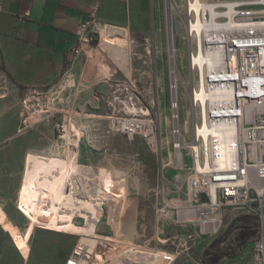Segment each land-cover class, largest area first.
Listing matches in <instances>:
<instances>
[{
  "label": "rangeland",
  "instance_id": "1",
  "mask_svg": "<svg viewBox=\"0 0 264 264\" xmlns=\"http://www.w3.org/2000/svg\"><path fill=\"white\" fill-rule=\"evenodd\" d=\"M160 1L162 24L156 38L135 40L129 36L127 44L105 47L104 36L101 33L94 44H88L92 71L97 74L96 78L101 80L100 82L107 80L113 66L117 65L119 67L112 78L123 79L128 76L136 84L137 92L121 91L122 94L116 104L126 105L127 110L133 112L149 108L152 114L158 116L157 148H152L141 136L130 139L117 132L111 123V115L108 114L98 115L95 121L87 122L85 127L80 124L85 132L84 135L98 137L92 143L87 140L83 146L96 150L109 168L101 166L97 173L91 174L80 160L79 172L72 176L64 193L75 191L80 200L100 202L98 217H93L94 220H100L97 222L99 232L107 234L117 232L126 235L128 241L116 244L109 242L115 249H110L105 263L112 261L116 253L128 254L132 246L129 243H132L136 247L141 245L140 249L146 248L176 256L174 261L162 259L156 264H203L204 250L214 241L222 239L224 233L237 220L234 215L238 210L230 208L227 210L228 214L220 233L216 236H204L200 234L198 224L176 221L178 213L172 208L166 209L160 218L156 212L158 201L179 194L184 195L181 191L175 190L173 184L175 181L186 184L190 163V156L186 150L181 152L182 157H180L172 147L173 122L168 89V65L171 60L170 22L167 0ZM174 1L177 9L175 7L173 24L179 48L175 56L179 57V64L185 73V60L181 55L184 48L180 40L182 8L185 0ZM115 30H118V35L125 34L123 30ZM0 77L6 86L0 89V138L3 140L0 141V264H63L72 247L81 240L82 236L43 228L38 223H34L20 207L21 186L25 158L29 152L62 155L63 151L52 149L53 146L63 145L65 149L71 151L72 147L77 146L78 143L70 141V138L59 137L58 126L64 122V129L67 132L72 120L79 114L74 107L62 111L57 94H51L52 97L57 96L54 103L47 97L34 96L28 90L21 94V87L17 89L2 73ZM60 85L69 87L76 85V82L65 77ZM81 88L83 87H79ZM98 95L100 99H96L97 103L106 106V95L104 93ZM48 108L53 110L47 112ZM181 114L184 122L186 118L184 107ZM70 131L73 135L71 128ZM4 138H8L7 141H4ZM59 138L62 141L60 143L57 141ZM103 170L116 171L113 172V178L106 180L105 174H102ZM121 178H125L126 181H122ZM124 183L126 192L121 188ZM159 189L162 191L157 195ZM76 202L81 204L80 201ZM70 210L71 207L61 209L62 213ZM75 211H77L75 222L85 225L86 218L80 214V211L87 214L91 212L83 205ZM156 231H159L160 240L154 239L150 244L146 243ZM189 233H193L195 239L190 242V246H186L183 240ZM220 243L224 244V241L220 240ZM233 263L264 264V248L259 254L254 244L252 247L247 246L239 262L230 260L227 264ZM110 264L123 263L114 259Z\"/></svg>",
  "mask_w": 264,
  "mask_h": 264
},
{
  "label": "built area",
  "instance_id": "2",
  "mask_svg": "<svg viewBox=\"0 0 264 264\" xmlns=\"http://www.w3.org/2000/svg\"><path fill=\"white\" fill-rule=\"evenodd\" d=\"M98 9L99 4L91 6L90 18L77 27L74 56L82 52L84 44H94L101 36L100 27H111L97 19ZM182 14L185 73L179 57L171 55L168 89L172 147L189 154V175L185 185L179 181L173 184L184 195L158 201L156 212L160 218L172 208L178 213L176 221L198 224L204 236L220 233L230 208L238 210L234 218L256 217L259 238L254 246L260 254L264 248V0H185ZM172 45L175 50V37ZM135 86L125 76L115 81L113 90L137 92ZM27 90L52 103L57 99L44 87L30 85ZM127 109L126 105L112 108L114 129L130 139L141 136L157 148L158 116L149 108L136 112ZM58 127L59 137L64 139V122ZM158 236L156 231L146 243L160 240ZM194 239L193 233L187 234L184 245L190 246ZM129 244L131 251L138 249ZM111 248L100 237L95 242L80 240L63 264H95L98 256L106 261ZM143 253L155 258L152 250ZM127 264L154 263L143 258L128 259Z\"/></svg>",
  "mask_w": 264,
  "mask_h": 264
},
{
  "label": "crops",
  "instance_id": "3",
  "mask_svg": "<svg viewBox=\"0 0 264 264\" xmlns=\"http://www.w3.org/2000/svg\"><path fill=\"white\" fill-rule=\"evenodd\" d=\"M95 4H99L97 19L123 30L128 37L135 40L157 37L162 24L160 0H0V73L15 83L17 89L32 85L48 89L50 95L57 94L61 110L74 107L79 114L74 121L81 122L83 127L98 115H111L112 108L119 107L115 98L122 94L113 90L118 79L112 77L119 66H113L108 75L110 80L100 82L92 71L88 44L82 46L79 55L72 53L76 29L90 18V8ZM26 11L30 14L26 15ZM67 75L76 82L75 87L60 85ZM99 93L106 95V106L97 103ZM97 138V135L77 138L79 144L72 151L63 145L52 149L63 151L62 155L75 154L78 163L82 161L91 174L97 173L101 166L109 168L108 164L96 150L83 146L87 140L92 143ZM57 141L62 142L60 138ZM229 262L224 257L220 264Z\"/></svg>",
  "mask_w": 264,
  "mask_h": 264
},
{
  "label": "bare ground",
  "instance_id": "4",
  "mask_svg": "<svg viewBox=\"0 0 264 264\" xmlns=\"http://www.w3.org/2000/svg\"><path fill=\"white\" fill-rule=\"evenodd\" d=\"M167 5L170 22V24L168 23L170 53L171 55L173 54L172 56H175L177 49L179 52V48L176 47L174 50V45H172L175 37V27L173 20L175 16V7L177 9V6L174 0H167ZM261 24H264V16L261 17ZM115 29L117 28L108 26L99 28L100 32L104 36L105 47H107L106 45L111 46L128 43V35H118V30ZM70 128L74 132L73 135L76 137L75 139H72L73 135H71ZM84 133L85 132L80 124L72 120V123L69 125V129L63 134V136L68 139L70 138V140L77 141V138L81 139L84 136ZM77 143L79 144L78 141ZM176 154H180L179 156L182 157L181 152H177ZM74 156L75 154L73 153H69L68 155H46L29 152L27 158H25L26 162L21 186L20 207L31 217L34 223H38L40 227L60 232L76 233L82 236L81 241L95 242L96 238L98 237L106 239L107 242L113 244H116L117 242L128 241L126 235H122L121 233L118 234L115 232L112 234H107L99 232L97 222L100 220H94L93 217H98L99 208L101 209V206L99 205L100 202L94 203L90 200H80L79 197L76 196L75 191H72L69 194L64 193L72 176L79 172V163ZM115 171L103 170L102 174H105L106 180H110L113 178L112 175ZM121 179L122 181H126L125 178ZM121 188L124 192H126L125 183L121 186ZM76 201H80L81 204L79 205ZM82 205L87 207L91 212L89 215L80 211V214L86 218L85 225L77 224L74 219L76 215L75 213L77 212L75 210L81 208ZM65 207H71V210L62 213L61 209ZM112 248L115 249L114 245H112ZM135 248L138 249L133 250L128 254L117 255L116 253V256L113 257V260H118L123 264H127L128 259L139 260L145 258V260L154 264L160 262L163 258L166 259L167 257L170 258L167 260H176V256L165 252H155V258L152 260L143 253L146 248L140 249V247L136 246ZM113 260L105 263V261L101 260V258L98 256L95 264H110L113 262Z\"/></svg>",
  "mask_w": 264,
  "mask_h": 264
},
{
  "label": "trees",
  "instance_id": "5",
  "mask_svg": "<svg viewBox=\"0 0 264 264\" xmlns=\"http://www.w3.org/2000/svg\"><path fill=\"white\" fill-rule=\"evenodd\" d=\"M258 225L259 222L256 217L248 215L238 216L237 220L220 239L224 241V244H221L220 240H216L204 250L202 263L220 264L224 257L239 262V258L243 256L247 246L252 247L258 240Z\"/></svg>",
  "mask_w": 264,
  "mask_h": 264
},
{
  "label": "flooded vegetation",
  "instance_id": "6",
  "mask_svg": "<svg viewBox=\"0 0 264 264\" xmlns=\"http://www.w3.org/2000/svg\"><path fill=\"white\" fill-rule=\"evenodd\" d=\"M0 76H1V73H0ZM10 80V79H9ZM12 82V81H11ZM13 83V82H12ZM14 85H15V87L17 88V85L15 84V83H13ZM2 88H6V86L3 84V80L1 79V77H0V89H2ZM15 88V89H16ZM25 88V90H23ZM27 91V88L26 87H21L20 88V93L22 92V93H25Z\"/></svg>",
  "mask_w": 264,
  "mask_h": 264
},
{
  "label": "water",
  "instance_id": "7",
  "mask_svg": "<svg viewBox=\"0 0 264 264\" xmlns=\"http://www.w3.org/2000/svg\"><path fill=\"white\" fill-rule=\"evenodd\" d=\"M23 90H25V88ZM21 94H23V93L21 92Z\"/></svg>",
  "mask_w": 264,
  "mask_h": 264
}]
</instances>
